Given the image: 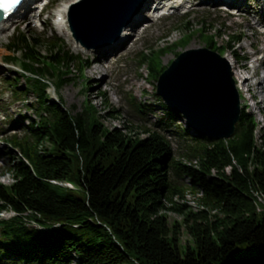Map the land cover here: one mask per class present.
<instances>
[{
	"label": "trees",
	"instance_id": "obj_1",
	"mask_svg": "<svg viewBox=\"0 0 264 264\" xmlns=\"http://www.w3.org/2000/svg\"><path fill=\"white\" fill-rule=\"evenodd\" d=\"M185 19L179 21L190 32L142 54L150 77L158 80L167 68L163 54L185 48L196 34L222 54L240 40L215 43L204 22L193 32ZM7 49L4 63L21 69L4 81L21 95L18 82L25 80L37 97V117L22 137L7 140L6 170L14 181L0 183V264H264V138L258 143L256 118L244 106L234 135L211 140L178 126L182 115L161 101L170 121L164 126L191 141L176 156L161 120L143 127L141 137L126 124L104 125L93 103L85 115L52 99L49 87L59 90L66 76L87 68L56 33L18 31ZM187 190L198 192L197 208L179 201ZM10 209L16 215L4 217ZM170 211L181 220L170 223ZM183 230L191 242L182 244ZM240 245L258 249L238 258Z\"/></svg>",
	"mask_w": 264,
	"mask_h": 264
},
{
	"label": "rangeland",
	"instance_id": "obj_2",
	"mask_svg": "<svg viewBox=\"0 0 264 264\" xmlns=\"http://www.w3.org/2000/svg\"><path fill=\"white\" fill-rule=\"evenodd\" d=\"M68 1L71 0H52L47 7L48 10L40 19L35 20L34 24L31 23L34 18L24 12H19L10 20L8 29L0 34V96H3V100L0 101V183L10 184L14 181L6 170L10 163L7 153L11 147L7 140L15 134L22 137L26 133V127L31 122V118L37 117L35 108H33L37 97L35 92L30 91L29 88L26 89L25 80L22 78L23 80L18 82L23 92L21 95L11 94L12 86H8L4 81V79H15V75L19 76L18 72L21 69L19 66L4 63L5 58L11 53L7 49V45L14 33L18 31L29 34L36 33L39 36L44 35V37L46 35L47 37L53 36L56 33L64 39L67 47L87 60V68L82 73L77 71L73 75L66 76L70 80L61 89L56 90L52 86L48 88L53 99L59 102L62 99L66 108L83 114L86 112V106L93 103L104 125L114 128L123 127L126 124L132 127L134 132L140 133L141 137L145 136V133L142 132L143 127L155 128L159 120L161 123L170 122L167 119V110L161 103L163 100L157 94V80L149 76L148 62L141 60L142 54H149L154 49L170 46L183 37L186 32H190L179 21L182 18H186L185 21L193 32L204 22L202 25L204 32L215 34V43L227 45L231 36H238L240 40L235 44L231 43L234 49L226 50L225 54L233 53L237 58L236 66L242 71L246 67L252 73L256 67V70L253 71L255 74L250 80L252 91H241V103L256 118L258 126L255 135L258 143L261 142V137L264 138V88L257 85L258 79L264 77V61L262 59L264 55V26H253L258 20L261 23V20L264 19V0H224L222 3H217L216 0H191L194 8L189 14L183 15L185 9L182 6L171 16L160 19H156L148 10L142 11L145 19L139 24V36L128 41V48L118 45L109 49V53L107 52L110 55V61L107 63L109 66V74L106 77V79L109 78L108 82L105 81L106 79H102V75L98 73L94 78H90L89 70L94 62L89 63V60L94 56L93 50H100L113 43L118 44L121 35L112 42L93 41L94 45L90 49L77 43L74 37L70 39L63 35L56 29V11ZM141 2L138 1L133 13L124 20L123 31L129 28L131 20L139 13ZM199 2L200 4H198ZM81 4L83 5L76 8L77 12L85 7L87 2ZM150 5L151 3L148 6ZM229 6L232 9L227 11L225 8H230ZM29 7L34 8V1L29 4ZM25 15L28 16V20L19 23V20ZM127 31L131 32V29ZM134 42H136L135 47L130 49ZM204 46L201 35L196 34L185 48L179 47L163 54L162 64L169 65L178 56L177 52ZM45 52V50H41V53L45 54ZM245 71L247 72V70ZM138 104H144L146 107L139 110ZM174 122L178 126L181 125V128L186 126V121L182 117H178ZM163 123L162 130H159L165 135H169L176 156L183 155L191 141L187 142L176 135L175 133H178L174 130L176 127L171 129L164 126ZM13 149L16 150L15 147ZM192 162L194 163V161ZM226 171H229V168ZM176 182L185 184L187 180L186 178H176ZM197 195L198 192L195 190H187L184 194L185 198L179 201L197 208L195 199ZM168 215L170 223L175 220L180 221L182 218L180 214L171 211ZM180 237L182 244L191 242V238L185 230L181 232ZM257 249V246L244 247L240 245L235 251V256L238 258L250 257L256 254ZM9 264H23V262L17 261Z\"/></svg>",
	"mask_w": 264,
	"mask_h": 264
},
{
	"label": "water",
	"instance_id": "obj_3",
	"mask_svg": "<svg viewBox=\"0 0 264 264\" xmlns=\"http://www.w3.org/2000/svg\"><path fill=\"white\" fill-rule=\"evenodd\" d=\"M86 2L78 12L72 8L70 24L77 41L90 48L93 41L119 37L138 0ZM157 94L199 136L211 140L232 137L241 119V95L232 66L209 47L181 52L159 76Z\"/></svg>",
	"mask_w": 264,
	"mask_h": 264
},
{
	"label": "bare ground",
	"instance_id": "obj_4",
	"mask_svg": "<svg viewBox=\"0 0 264 264\" xmlns=\"http://www.w3.org/2000/svg\"><path fill=\"white\" fill-rule=\"evenodd\" d=\"M77 1L80 0H71L68 2L63 3L58 10L56 11L57 14V27L59 29V32H61L63 35L68 36L70 39H73V35L71 33L70 27H69V22H68V10L70 8L71 4L76 3ZM154 0H145L143 1L140 11L139 13H137L134 17V19L130 22L129 24V28L131 29V32L125 30L122 32L121 37H120V41L118 44H109L107 47H103L100 50H93V57L92 59L89 60V63H93V65L91 66L92 68L89 70V76L90 78H94L95 76H97L96 74H101L102 75V79H106V77H108L109 74V66L107 65V63L110 61V55L107 54V52L109 51V49L113 48V47H117L118 45H122V47L124 48H128V41H130V39H133L134 37H136L137 35L139 36L140 31H139V24L144 21V13L142 15V11H144L146 9V7L148 6V4ZM158 4H163L162 6V10L166 11V10H172L175 7H181L183 4V0H157ZM222 1L224 0H216L217 3H222ZM232 2V1H231ZM234 5V4H233ZM30 9V14L31 17L33 18H38L39 15V10L38 7L36 8H30L28 4H25L22 9L19 11L21 12H27ZM146 17V16H145ZM150 17V16H149ZM25 20H28V16H22V18L19 20V23L24 22ZM264 22V19L261 20V23L259 22H255V25H259L262 24ZM9 23H10V18L7 19H3L2 21H0V34L3 33L4 31H6L9 27ZM32 23V21H31ZM136 45V42L133 43V45L130 47V49H133ZM109 53V52H108ZM226 59L229 61V63L232 66L233 72H234V77L237 81V87L238 89L241 90H246L248 92L252 91V87H251V83L250 80L252 79V77L254 76L255 72L253 73L254 70H256V67L253 69H251L252 73L249 71V69H247L246 67L244 68L245 70H247L248 73H250L249 75H247L248 73L244 70H240L238 69V67L236 66V56H234L233 53H227L225 54ZM263 61H264V55L262 57ZM106 82L109 81V78H107L105 80ZM240 82V83H239ZM257 85L259 87H261L262 89L264 88V77L259 78L257 81ZM16 212L13 210H10L9 212V216L11 215H15ZM34 225H36V223H34Z\"/></svg>",
	"mask_w": 264,
	"mask_h": 264
},
{
	"label": "snow or ice",
	"instance_id": "obj_5",
	"mask_svg": "<svg viewBox=\"0 0 264 264\" xmlns=\"http://www.w3.org/2000/svg\"><path fill=\"white\" fill-rule=\"evenodd\" d=\"M15 2H17V3H18V2H19V0H15Z\"/></svg>",
	"mask_w": 264,
	"mask_h": 264
}]
</instances>
